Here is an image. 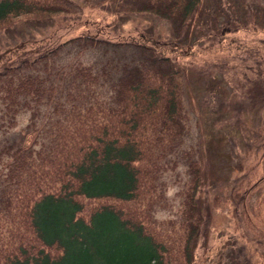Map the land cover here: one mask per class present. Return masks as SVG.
<instances>
[{
	"label": "trees",
	"instance_id": "obj_1",
	"mask_svg": "<svg viewBox=\"0 0 264 264\" xmlns=\"http://www.w3.org/2000/svg\"><path fill=\"white\" fill-rule=\"evenodd\" d=\"M200 1L0 0V26L23 16L72 14L83 2L106 7L117 24L151 13L181 35ZM90 29L69 39L129 49L111 59V74L105 64L80 60L69 69L57 66L49 59L57 45L0 68L5 112L44 113L12 141L0 136V264H194L197 242L208 234L203 186L211 182L201 154L187 153L178 216L156 215L167 200L165 172L176 166L188 130L183 71L170 41ZM250 93L259 104L254 113H264V84ZM3 118L0 127L15 120ZM247 144L246 163L234 165L233 177L223 189L214 187L210 200L247 229L245 245L226 251L223 264H264V121Z\"/></svg>",
	"mask_w": 264,
	"mask_h": 264
},
{
	"label": "rangeland",
	"instance_id": "obj_2",
	"mask_svg": "<svg viewBox=\"0 0 264 264\" xmlns=\"http://www.w3.org/2000/svg\"><path fill=\"white\" fill-rule=\"evenodd\" d=\"M82 4L72 14H56L49 20L23 16L0 26V68L57 45L56 51L49 54L57 66L69 69L80 60L92 62L97 68L105 64L111 74V59L116 55L122 58L128 48L69 39L90 28L94 30L95 25L104 27L107 35L143 40L148 34L152 43L156 39L169 40L171 54L183 71L184 102L189 117L177 164L165 172L169 183L166 204L157 207L156 215L178 216L182 202L180 190L188 176L187 153L201 154L204 173L211 182L203 186V191H208V234L197 242L194 264H223L226 251L245 245L242 233L247 229L245 222L234 218L228 210L213 207L210 200L214 187L223 189L233 177L234 165L242 158L246 163L247 142L257 124L264 121L263 108L254 113L259 104L250 102L247 96L264 84V74L260 73L264 67L262 0H201L181 35L174 32L170 21L151 13L135 12L117 24L116 14L106 7ZM227 14L234 17L226 20ZM37 112L35 108H21L12 115L5 112L0 101L3 122L15 118L13 124L0 127L1 138L12 141L23 133L22 129L29 128L31 120L38 123L44 115L43 108Z\"/></svg>",
	"mask_w": 264,
	"mask_h": 264
}]
</instances>
